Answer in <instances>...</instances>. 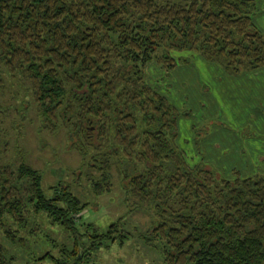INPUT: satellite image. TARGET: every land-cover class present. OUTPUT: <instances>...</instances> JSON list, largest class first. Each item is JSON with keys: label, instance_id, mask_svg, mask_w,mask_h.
Instances as JSON below:
<instances>
[{"label": "trees", "instance_id": "obj_1", "mask_svg": "<svg viewBox=\"0 0 264 264\" xmlns=\"http://www.w3.org/2000/svg\"><path fill=\"white\" fill-rule=\"evenodd\" d=\"M254 14L255 0H0V88L4 70L27 82L38 130L65 131L95 194L111 189L115 170L122 190L152 206L154 221L139 235L165 264H264V175L225 177L190 162L178 144L179 117L189 113L145 78L151 61L168 70L195 56L232 76L263 67ZM2 130L0 119L2 238L26 244L42 212L73 235L70 245L55 243L53 264L123 244L120 219L87 221L89 202L72 183L59 180L47 194L23 157L2 162ZM9 260L0 241V264Z\"/></svg>", "mask_w": 264, "mask_h": 264}, {"label": "rangeland", "instance_id": "obj_2", "mask_svg": "<svg viewBox=\"0 0 264 264\" xmlns=\"http://www.w3.org/2000/svg\"><path fill=\"white\" fill-rule=\"evenodd\" d=\"M171 54L175 58L179 55L187 56L189 50L173 49ZM179 66L167 70L158 62L151 61L145 67L146 81L166 93L181 110H187L189 113L187 116L179 117L178 138V144L190 156L189 161L204 160L206 167L214 169L217 175L233 177L238 167L229 169L227 162L217 163L214 156L229 151L233 145H235L233 153L240 152V146H242V152L249 151L244 144L253 143L255 137L264 139V134H256L252 122L237 125L236 119L221 116V113L208 122L195 125L193 118L194 121L201 119L205 111L202 110V106L198 108L191 106L188 83L185 80L183 83L178 80L177 67ZM201 71L204 77L201 76L200 80H206L204 79L206 71L203 69ZM3 76L4 86L0 88V119L3 127L1 135L9 141V147L3 153L1 161L17 163L23 157L25 161L41 171L42 184L47 194L50 193L49 185L59 180L72 183L73 189L81 199L89 202L87 210L83 209L85 213L82 211L87 221L104 226L113 219H120V225L127 235L123 244L114 241L91 250L90 258L81 264H165L162 255L156 249L148 247L139 235L154 221L152 206L146 202L140 203L137 197L122 190V181L115 170L111 189L102 194H95L84 173H78L80 155L76 150L67 147L65 131L61 129L52 133L46 129L38 130L39 119L35 112L34 101L27 90V82L19 75L11 76L6 70L3 71ZM26 106H28L27 114L22 118L21 113ZM211 122L219 126H210ZM217 128L226 132L230 131L231 134L227 132L229 134L227 143L223 141L225 135L221 132L214 138L215 140L213 139L215 143L212 141L209 133ZM208 137L212 142L210 149L204 148L205 144L200 143L202 139ZM217 146H220V151L217 150ZM252 157L254 159L253 153ZM250 162L252 163L251 159ZM258 168L255 167L254 170L257 171ZM32 222L38 229L33 234H27L26 244L12 243L0 236V241L6 247L7 255L10 257L8 264H53L50 255L59 254L57 244L70 245L73 242V235H69V232L58 224L51 223L42 212L37 214ZM11 227L15 226L11 225ZM22 233L26 235L25 231Z\"/></svg>", "mask_w": 264, "mask_h": 264}, {"label": "crops", "instance_id": "obj_3", "mask_svg": "<svg viewBox=\"0 0 264 264\" xmlns=\"http://www.w3.org/2000/svg\"><path fill=\"white\" fill-rule=\"evenodd\" d=\"M254 21L264 34V0H255ZM200 69L206 71L204 78L206 80H200L201 76L204 77ZM177 76L182 83L184 80L188 83L191 106L194 108L202 106V110L205 111L201 119L196 121L191 115L195 125L208 122L221 113V116L236 119L237 125L252 122L256 134H264V66L253 71L243 72L238 76H232L225 74L216 65L195 56L190 63L177 67ZM179 85L181 86V83ZM184 89L187 90L185 87ZM213 123L211 122L210 126H219ZM220 132L225 135L223 141L227 143L231 133L227 131L228 134L221 128L209 133L212 141L214 142V138ZM253 141V143L244 144L249 151L243 150L242 152V146H240V152L233 153L235 150V145H233L230 152H222L218 156H214V159L220 164L224 161L227 162L229 169L237 166V170L241 174L255 173V167H259L256 172L264 175V139L255 137ZM200 143L201 145L205 144L204 148L212 147L210 137L202 139ZM216 148L220 151V146Z\"/></svg>", "mask_w": 264, "mask_h": 264}]
</instances>
